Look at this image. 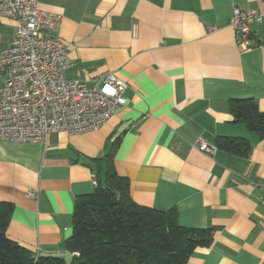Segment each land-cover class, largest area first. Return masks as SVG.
<instances>
[{
	"label": "crops",
	"instance_id": "1",
	"mask_svg": "<svg viewBox=\"0 0 264 264\" xmlns=\"http://www.w3.org/2000/svg\"><path fill=\"white\" fill-rule=\"evenodd\" d=\"M38 5L61 17L55 34L73 62L65 77L92 86L112 72L127 84L126 104L95 131L0 140V203L11 206L7 236L70 262L64 242L75 201L103 184V159L112 152L134 202L174 209L180 225L212 230V243L196 247L185 264H264V136L234 121L229 107L230 100L251 99L264 112V0ZM234 7L263 16L250 23L248 49L229 25ZM16 25L0 16V50ZM219 136L246 139L247 155L217 145ZM199 138L216 147L212 155L196 148Z\"/></svg>",
	"mask_w": 264,
	"mask_h": 264
},
{
	"label": "built area",
	"instance_id": "2",
	"mask_svg": "<svg viewBox=\"0 0 264 264\" xmlns=\"http://www.w3.org/2000/svg\"><path fill=\"white\" fill-rule=\"evenodd\" d=\"M0 16L17 23L12 42L0 50V140L37 142L57 131H95L125 106L127 84L112 72L92 86L65 77L73 62L55 34L60 15L42 10L38 0H0ZM262 18L254 8L232 9L229 25L242 49L253 46L250 23ZM195 146L210 155L216 148L201 138ZM260 203L264 208V191Z\"/></svg>",
	"mask_w": 264,
	"mask_h": 264
},
{
	"label": "trees",
	"instance_id": "3",
	"mask_svg": "<svg viewBox=\"0 0 264 264\" xmlns=\"http://www.w3.org/2000/svg\"><path fill=\"white\" fill-rule=\"evenodd\" d=\"M229 107L234 121L264 136V112L255 101L233 99ZM217 145L240 155L249 151L243 138L219 136ZM103 160V184L75 201L71 233L64 242L72 260L38 255L10 239L6 228L11 206L0 203V264H185L196 247L212 243V230L180 225L174 209L134 202L128 180L113 166L112 152Z\"/></svg>",
	"mask_w": 264,
	"mask_h": 264
}]
</instances>
